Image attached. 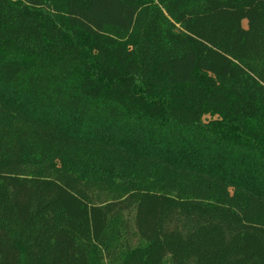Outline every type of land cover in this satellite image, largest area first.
<instances>
[{"label":"trees","instance_id":"obj_1","mask_svg":"<svg viewBox=\"0 0 264 264\" xmlns=\"http://www.w3.org/2000/svg\"><path fill=\"white\" fill-rule=\"evenodd\" d=\"M0 264H264V0H0Z\"/></svg>","mask_w":264,"mask_h":264},{"label":"rangeland","instance_id":"obj_2","mask_svg":"<svg viewBox=\"0 0 264 264\" xmlns=\"http://www.w3.org/2000/svg\"><path fill=\"white\" fill-rule=\"evenodd\" d=\"M211 119H213V118L210 115H206L203 118L204 121H208V120H211Z\"/></svg>","mask_w":264,"mask_h":264}]
</instances>
